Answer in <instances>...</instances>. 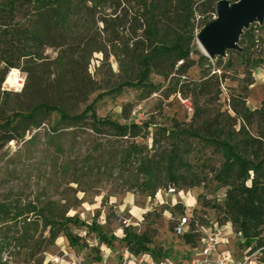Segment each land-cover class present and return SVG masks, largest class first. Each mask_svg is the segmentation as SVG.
Listing matches in <instances>:
<instances>
[{
	"label": "rangeland",
	"instance_id": "rangeland-1",
	"mask_svg": "<svg viewBox=\"0 0 264 264\" xmlns=\"http://www.w3.org/2000/svg\"><path fill=\"white\" fill-rule=\"evenodd\" d=\"M218 1L213 9L202 0L184 6L182 0H123V8L116 13L99 6L70 8L71 12L60 15L61 27L46 33L42 59L25 63L26 71L19 69L23 86L4 90L1 84L0 97L9 118L13 112L27 113L41 102L62 107L71 115L80 114L94 102L92 109L99 117L150 126L146 133L142 129V134H147L144 137L125 141L96 131L92 118L66 123L55 111L41 113L38 126L24 123L23 135L0 149V264H54L55 256L68 255L95 260L107 255V262L112 263L124 248L143 251V246L153 256L177 260L185 257L188 245L195 241L174 234L180 215L187 213L208 226L231 224L218 207L228 188L215 178L221 170V154L199 137L184 136L183 129L217 117L228 131L238 130L239 124H233L231 118V94H246L250 110L260 107L264 30L257 28L263 24L264 12L238 29L223 51L194 65L185 75L175 71L180 61L172 68V58H167L159 61L141 85H133L137 66L132 58L146 54L151 45L145 17L152 9L158 17V36L189 46L194 50L190 58L197 60L204 56L198 48L199 38L219 17ZM227 1L237 7L253 0ZM50 6L55 7V1L31 0L32 21L41 25L61 12ZM19 12L17 19L24 22L26 11ZM248 29H254L253 43L241 38ZM204 71L208 76H227L218 80V99H214L215 80L192 90L189 82L201 83ZM250 80L252 84H248ZM195 104L204 106L206 112L192 121ZM157 130L161 143L154 145L152 135ZM255 131L253 124L248 132ZM178 137L183 139L179 172L189 180L197 179L196 186L191 187L190 182L167 186L163 181L155 193L145 191L141 158L158 154L162 160L168 141ZM132 141L144 146L141 155L127 153ZM246 183L250 184V179ZM169 187H174L175 193L169 194ZM52 202L58 205V212L65 211L63 231L54 244L40 251L47 235L41 225L26 233L33 235L36 243L21 244L23 221L34 219L38 210ZM258 262L264 264V250Z\"/></svg>",
	"mask_w": 264,
	"mask_h": 264
},
{
	"label": "trees",
	"instance_id": "trees-1",
	"mask_svg": "<svg viewBox=\"0 0 264 264\" xmlns=\"http://www.w3.org/2000/svg\"><path fill=\"white\" fill-rule=\"evenodd\" d=\"M56 6L49 8H59L61 12L52 14L50 21H44L38 25V20L32 21L30 18L31 0H11L10 2H0V86L3 83L7 73L11 69H22L26 71L23 65L30 61L42 59L43 52L47 46L45 35L49 29L61 27V13H67L70 8H111L113 13L123 8V0H53ZM217 0H202V4H207L208 8H214ZM235 2L236 0H231ZM193 2V1H192ZM191 0H182L183 6L192 3ZM24 9V22L17 19L20 15L19 10ZM58 11V9H57ZM153 11V9H152ZM150 12L145 17L147 31H149V39L151 45L146 54L134 56L133 63L137 66V82L133 85H141L146 80L152 69L157 66L162 59L172 58V68L180 61L176 68L178 75L182 76L194 65L200 64L203 60L208 61L205 56H199L197 60L190 58V54L194 50L189 46H185L178 40L169 41L168 38H162L156 32L157 14ZM71 12V11H70ZM120 17V16H119ZM104 24L106 20H101ZM264 30V20L261 28ZM242 39H246L253 43L255 39L254 29L246 30L242 35ZM243 48H246L243 47ZM241 55V52H239ZM202 82L197 83L190 81L192 90H196L199 86L206 87V83L215 80L217 92L214 99H218L219 81L223 80L225 74L217 75L212 73L208 76V72H202ZM249 81L248 84H252ZM123 85L130 86V82H124ZM121 86H119L120 88ZM7 94V93H4ZM247 95L244 93L231 94L229 96V107L233 112V124H239L238 130L228 131L226 124L217 117L204 119L200 121L198 126L194 128L192 124L184 128V136H195L201 138L204 144L218 151L222 156L221 170L215 175L217 182L228 186L224 197L219 202L218 207L222 210L225 217H228L234 227L235 232H241L246 240V244H254L256 246H264V97L259 108L250 110L246 105ZM94 102L88 105L80 114H69L62 107L50 105L44 102L36 104L27 113L20 111L13 112L12 117L7 115L5 102L0 97V149L8 142L18 139L23 135V124L38 126L40 122V114L43 112H57L62 120L68 122H80L85 118H92V125L96 131L106 135L128 141L137 137H144L142 129L145 133L149 128L147 122L137 123L134 121L120 123L109 117H99L92 109ZM204 106L195 104L193 106L192 121L198 116H202L205 111ZM90 112V113H89ZM256 126L255 134L248 132L250 126ZM165 135V133H162ZM170 134V133H169ZM167 135L166 137L170 136ZM160 133L157 131L152 135V143L160 144ZM180 137L172 138L168 141V149L163 150L162 160L158 159V154L145 156L141 158L140 173L145 177L144 190H148L151 194L155 193L161 187L163 181L170 184L180 185V182H190V186H196L197 179L189 180L187 176L179 172V166L182 164V147ZM144 146L136 144L132 141L127 153L131 155H141ZM251 175V178H250ZM162 178V182L160 180ZM250 179V184L247 180ZM191 181L194 183L191 184ZM2 207H0V211ZM49 211V214L45 213ZM38 216L34 219H25L20 226L22 231L19 236V242L24 246L36 243L33 235H26L31 230L36 231L41 225L42 232L47 231L44 237V246L54 244L56 238L63 231L65 221L64 214L58 212V205L55 202L48 204L45 208L37 211ZM48 216V217H47ZM200 224H204L198 220ZM194 234H184L187 242L194 240ZM39 237H42L41 235ZM148 242V240H145ZM134 253L147 251L145 246L143 251L132 250ZM1 251V249H0ZM2 264V263H1Z\"/></svg>",
	"mask_w": 264,
	"mask_h": 264
},
{
	"label": "built area",
	"instance_id": "built-area-1",
	"mask_svg": "<svg viewBox=\"0 0 264 264\" xmlns=\"http://www.w3.org/2000/svg\"><path fill=\"white\" fill-rule=\"evenodd\" d=\"M24 84L23 73L19 69H11L4 81V90H13ZM169 194L175 193L174 187H169ZM174 234L182 236L194 234V242L188 245L185 257L173 260L168 257L153 256L148 251L134 253L124 248L117 254L115 261L107 262V255L101 259H87L83 255L68 258L55 256L54 264H259L258 259L264 246L247 245L241 232H235L230 223L200 224L191 215H180L174 225ZM235 232V233H234ZM237 237H236V236ZM197 236V237H196Z\"/></svg>",
	"mask_w": 264,
	"mask_h": 264
},
{
	"label": "water",
	"instance_id": "water-1",
	"mask_svg": "<svg viewBox=\"0 0 264 264\" xmlns=\"http://www.w3.org/2000/svg\"><path fill=\"white\" fill-rule=\"evenodd\" d=\"M230 6L231 4L227 0L216 3V12L221 21L213 24L207 34L199 38L207 52L203 53L206 57H213L220 53L221 47L230 43L235 30L240 29L244 24L264 12V0H253L239 4L235 9V15L227 18L226 14L229 12Z\"/></svg>",
	"mask_w": 264,
	"mask_h": 264
},
{
	"label": "bare ground",
	"instance_id": "bare-ground-1",
	"mask_svg": "<svg viewBox=\"0 0 264 264\" xmlns=\"http://www.w3.org/2000/svg\"><path fill=\"white\" fill-rule=\"evenodd\" d=\"M235 9H236V5H235V4H234V5H231V6H230V9H229V12L226 14V17L228 18V17H232V16H234L235 13H236V10H235ZM220 21H221V18H220V17H218V18H217L216 20H214V21H211V22L209 23V25L207 26L208 30L211 29V26H212L213 24L219 23ZM235 34H237V30H235V31L233 32L232 37H234ZM197 43H198V48H199V50H200L202 53H204V54L207 53L200 39L198 40ZM225 47H226L225 45L222 46L220 50L223 51V50L225 49ZM207 55H208V54H207Z\"/></svg>",
	"mask_w": 264,
	"mask_h": 264
}]
</instances>
